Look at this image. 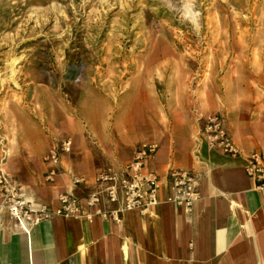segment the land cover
Segmentation results:
<instances>
[{
    "label": "rangeland",
    "instance_id": "374dc122",
    "mask_svg": "<svg viewBox=\"0 0 264 264\" xmlns=\"http://www.w3.org/2000/svg\"><path fill=\"white\" fill-rule=\"evenodd\" d=\"M260 111L264 0H0L7 173L28 128L51 145L105 128L155 142L176 119L197 127L220 112L244 127Z\"/></svg>",
    "mask_w": 264,
    "mask_h": 264
},
{
    "label": "crops",
    "instance_id": "0c3cea01",
    "mask_svg": "<svg viewBox=\"0 0 264 264\" xmlns=\"http://www.w3.org/2000/svg\"><path fill=\"white\" fill-rule=\"evenodd\" d=\"M224 116L243 151L264 150V111L252 115L244 127L232 126ZM202 123L196 127L176 119L160 128L154 140L157 151L146 167L159 175L162 188L160 202L148 213L123 211L118 221L53 215L28 228L11 220L0 206V264H264V197L245 173L243 157L198 143L193 135ZM28 129L26 136L20 134L26 143L23 153L10 154L5 168L27 200L51 208L58 206L62 191L72 190L82 198L102 189L105 184L96 180L97 174H121L140 143L134 128H128L134 133L121 134L116 133L119 128H105L112 131L106 134L109 138L84 140L77 130H70L74 142L71 151L60 156L62 173L48 182L42 150L35 146L46 154L69 137L51 145L44 133ZM171 167L199 175L200 197L188 211L165 201ZM71 174L85 181L72 189ZM118 206L119 201L109 202L104 196L97 208Z\"/></svg>",
    "mask_w": 264,
    "mask_h": 264
},
{
    "label": "built area",
    "instance_id": "2783aa9c",
    "mask_svg": "<svg viewBox=\"0 0 264 264\" xmlns=\"http://www.w3.org/2000/svg\"><path fill=\"white\" fill-rule=\"evenodd\" d=\"M197 141L209 149L224 155L244 158V171L254 180L255 188L264 197V150L252 149L243 151L234 141L226 125L225 116L220 112L209 113L203 117V123L196 133ZM70 138L63 139L44 156L47 164L44 177L48 182L55 180L62 173L60 156L71 151ZM158 145L152 141L140 142L130 161L121 174L104 170L97 174V181L105 184L102 189L90 191L82 198L70 191H62L58 196V206L51 208L48 204L34 205L27 200L19 183L0 166L1 206L11 220L31 225L48 219L53 215L62 217H82L91 220L95 216L103 219L120 220L123 211L137 210L145 214L160 202L159 192L162 181L159 175L146 167L147 161L156 153ZM169 194L166 202H172L184 210H190L195 200L200 197L199 175L193 170L169 168ZM81 175L71 174L72 189L84 182ZM109 202L119 201L115 209H99L97 205L103 197Z\"/></svg>",
    "mask_w": 264,
    "mask_h": 264
},
{
    "label": "bare ground",
    "instance_id": "6f19581e",
    "mask_svg": "<svg viewBox=\"0 0 264 264\" xmlns=\"http://www.w3.org/2000/svg\"><path fill=\"white\" fill-rule=\"evenodd\" d=\"M0 206H1V203H0Z\"/></svg>",
    "mask_w": 264,
    "mask_h": 264
}]
</instances>
